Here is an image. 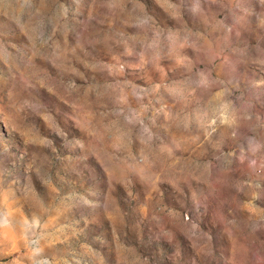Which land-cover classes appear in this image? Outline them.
Listing matches in <instances>:
<instances>
[{"label": "rangeland", "instance_id": "374dc122", "mask_svg": "<svg viewBox=\"0 0 264 264\" xmlns=\"http://www.w3.org/2000/svg\"><path fill=\"white\" fill-rule=\"evenodd\" d=\"M0 264H264V0H0Z\"/></svg>", "mask_w": 264, "mask_h": 264}]
</instances>
